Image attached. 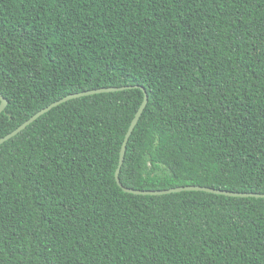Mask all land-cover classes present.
Listing matches in <instances>:
<instances>
[{
	"label": "trees",
	"instance_id": "16d2710c",
	"mask_svg": "<svg viewBox=\"0 0 264 264\" xmlns=\"http://www.w3.org/2000/svg\"><path fill=\"white\" fill-rule=\"evenodd\" d=\"M0 264H264V0H0Z\"/></svg>",
	"mask_w": 264,
	"mask_h": 264
},
{
	"label": "water",
	"instance_id": "95a60500",
	"mask_svg": "<svg viewBox=\"0 0 264 264\" xmlns=\"http://www.w3.org/2000/svg\"><path fill=\"white\" fill-rule=\"evenodd\" d=\"M133 87L130 86H123V87H108V88H100V89H94V90H89L85 92H80V93H74L70 94L68 96L63 97L62 99L55 101L48 105L47 107L41 109L34 115H32L29 119H27L25 122H23L20 126H18L15 130H13L11 133L7 134L6 136L0 138V145L3 144L4 142L8 141L9 139L13 138L17 134H19L21 131H23L27 126H29L31 123H33L36 119L41 117L43 114L49 112L51 109L59 106L62 103H65L67 101L85 97V96H90V95H95V94H101V93H110V92H119L123 91L126 89H130ZM141 91L143 92V100L142 103L140 104L139 108L137 109L133 119L131 120L128 129L124 135L123 142L121 144L120 148V153H119V160H118V165L115 171V181L125 193L128 194H133V195H143V196H159V195H168L172 193H178L182 191H199V192H206L214 195H222L226 197H233V198H262L264 199V193L263 194H256V193H236V192H229V191H222V190H217V189H212V188H207V187H200V186H183V187H176V188H170L166 190H154V191H149V190H136V189H130L124 187L120 181H119V173L121 166L123 164L124 160V155H125V150H126V145L128 142V139L133 132L135 126L137 125L144 108L146 107L147 104V95L145 93V90L140 87ZM7 106V101L1 96L0 94V114L4 111L5 107Z\"/></svg>",
	"mask_w": 264,
	"mask_h": 264
}]
</instances>
